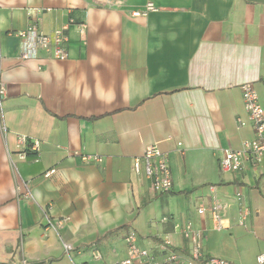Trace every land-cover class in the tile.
Masks as SVG:
<instances>
[{"label": "crops", "instance_id": "obj_1", "mask_svg": "<svg viewBox=\"0 0 264 264\" xmlns=\"http://www.w3.org/2000/svg\"><path fill=\"white\" fill-rule=\"evenodd\" d=\"M108 1L0 0V264H116L129 232L142 249L164 245L186 259L179 227L187 221L202 234L203 258L226 260L256 243V260L264 159L238 173L218 161L254 138L237 122L246 121L239 87L251 84L264 109V0ZM147 4L155 11L131 17ZM31 24L44 34L66 26L65 61L43 51L19 60L15 34ZM148 146L167 155L169 193L155 194L133 172ZM85 154L101 162L84 163ZM237 193L250 211L244 224ZM214 201L225 207L220 232L196 212Z\"/></svg>", "mask_w": 264, "mask_h": 264}, {"label": "built area", "instance_id": "obj_2", "mask_svg": "<svg viewBox=\"0 0 264 264\" xmlns=\"http://www.w3.org/2000/svg\"><path fill=\"white\" fill-rule=\"evenodd\" d=\"M95 5H109L108 0H92ZM155 11L152 4H147L142 11L131 13L132 18L145 17L149 12ZM85 26L79 25V33H84ZM66 26L56 29L50 34L40 32L36 25L31 24L25 30L18 32L15 36L19 39L18 58L22 61L36 60L38 53L43 51L56 61H65L67 58L66 43L67 36L65 34ZM243 109L246 113V121L237 119L239 127L249 125L254 134L251 140H245L238 150L223 149L219 158V169L224 173H238L245 169L246 164L250 166H259L264 159V109L260 106L257 93L251 84H243L239 87ZM6 97V87L1 75V55H0V135L5 136V125L3 122V102ZM21 142H26L25 137L20 138ZM177 146H180L178 144ZM37 143L34 142L29 146V151L36 152ZM21 159L26 158L23 154ZM84 163H100L101 158L94 155H82ZM14 176H17V168L11 163ZM142 171L146 179L151 183L152 191L157 195L169 193L173 187L171 170L167 155L162 153L156 146H148L145 148L142 156L133 161V172L139 174ZM51 170L49 173H53ZM28 185L23 183L24 195L30 197ZM21 187H17L19 195ZM235 201L238 203L240 211L239 224H244L246 217L249 215V207L244 202L240 193L235 194ZM225 207L214 201L208 209L205 207L197 208L198 216H204L206 212L210 215L211 228L213 231H223L227 228L225 217ZM181 235L189 245V255L184 256L178 252L167 250L166 246H159L156 252H151L137 246L136 235L129 232L125 236L127 246L126 257L116 264H234L225 259L210 257L203 258L201 251V237L199 230L195 229L192 222L187 221L179 227ZM64 252L69 256L73 247L69 244L62 243ZM94 260H100L101 256L98 251L92 252ZM256 264H264V254L256 258Z\"/></svg>", "mask_w": 264, "mask_h": 264}, {"label": "rangeland", "instance_id": "obj_3", "mask_svg": "<svg viewBox=\"0 0 264 264\" xmlns=\"http://www.w3.org/2000/svg\"><path fill=\"white\" fill-rule=\"evenodd\" d=\"M261 247L260 244L256 243H252L248 245V247L237 246L236 249L230 253L231 257L226 260L234 264H256V250Z\"/></svg>", "mask_w": 264, "mask_h": 264}]
</instances>
